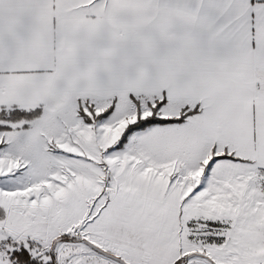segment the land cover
Returning <instances> with one entry per match:
<instances>
[{
  "label": "snow or ice",
  "instance_id": "1",
  "mask_svg": "<svg viewBox=\"0 0 264 264\" xmlns=\"http://www.w3.org/2000/svg\"><path fill=\"white\" fill-rule=\"evenodd\" d=\"M0 264H264V0H0Z\"/></svg>",
  "mask_w": 264,
  "mask_h": 264
}]
</instances>
